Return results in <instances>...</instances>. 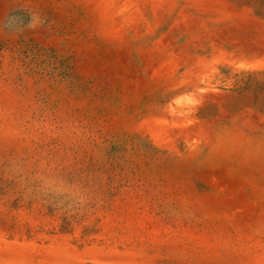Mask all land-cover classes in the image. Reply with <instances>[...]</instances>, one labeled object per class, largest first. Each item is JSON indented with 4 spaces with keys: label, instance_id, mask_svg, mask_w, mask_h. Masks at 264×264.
I'll return each mask as SVG.
<instances>
[{
    "label": "rangeland",
    "instance_id": "obj_1",
    "mask_svg": "<svg viewBox=\"0 0 264 264\" xmlns=\"http://www.w3.org/2000/svg\"><path fill=\"white\" fill-rule=\"evenodd\" d=\"M0 264H264V0H0Z\"/></svg>",
    "mask_w": 264,
    "mask_h": 264
}]
</instances>
